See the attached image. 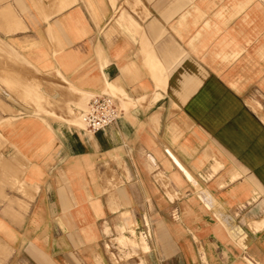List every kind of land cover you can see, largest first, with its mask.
I'll use <instances>...</instances> for the list:
<instances>
[{
	"label": "crops",
	"instance_id": "0c3cea01",
	"mask_svg": "<svg viewBox=\"0 0 264 264\" xmlns=\"http://www.w3.org/2000/svg\"><path fill=\"white\" fill-rule=\"evenodd\" d=\"M8 3L0 80L23 58L55 103L0 109V264H264V0ZM99 94L123 116L90 133Z\"/></svg>",
	"mask_w": 264,
	"mask_h": 264
},
{
	"label": "rangeland",
	"instance_id": "374dc122",
	"mask_svg": "<svg viewBox=\"0 0 264 264\" xmlns=\"http://www.w3.org/2000/svg\"><path fill=\"white\" fill-rule=\"evenodd\" d=\"M9 5L10 4L8 3L6 9L4 8L0 10V32L2 37H8L7 46L10 47L11 40L9 37H15L16 32L24 28L15 26L16 21H18L20 17L17 19ZM5 14L6 17L4 16ZM10 48L14 47L11 46ZM7 50H12L14 52L13 49ZM21 60V63L17 64L21 67V73L18 75L20 80L17 81V87L14 86L16 84L14 81V74L8 72L6 78L0 80V85H2V87L0 86V109L6 113L19 116L24 114L48 113L47 108L51 109L54 106L53 104L55 101L52 95H50L44 87L46 74L31 64L25 63V59L21 58ZM14 61V56H10V53H8V67L10 63H14ZM248 103H250L249 105L254 110L253 112L256 110L255 113L258 115V119L261 118L260 122L264 127V98L261 99L260 97L254 96ZM85 105L80 106V108L83 109ZM79 110L80 109H77L78 116L80 114ZM70 112L73 113L72 110H70ZM79 118L80 116L73 117V122L84 127V124ZM133 238L134 237H120L119 239L117 238V241L121 244H130L134 249L141 246V244H137V241L141 243L143 242L142 248L146 251L149 250V244L147 242H144L143 239L139 240V238L135 241L130 240ZM125 240L127 242L123 243Z\"/></svg>",
	"mask_w": 264,
	"mask_h": 264
},
{
	"label": "built area",
	"instance_id": "2783aa9c",
	"mask_svg": "<svg viewBox=\"0 0 264 264\" xmlns=\"http://www.w3.org/2000/svg\"><path fill=\"white\" fill-rule=\"evenodd\" d=\"M122 116L117 98L109 94L94 95L80 112L81 121L90 133H98L117 124Z\"/></svg>",
	"mask_w": 264,
	"mask_h": 264
},
{
	"label": "bare ground",
	"instance_id": "6f19581e",
	"mask_svg": "<svg viewBox=\"0 0 264 264\" xmlns=\"http://www.w3.org/2000/svg\"><path fill=\"white\" fill-rule=\"evenodd\" d=\"M11 47V46H10ZM9 46H7V48L8 49H13L14 50V48H10ZM24 62V61H23ZM5 79V78H4ZM3 80V79H2ZM82 105V104H81ZM83 106V105H82ZM123 106V105H122ZM80 119V118H79ZM134 237V236H133ZM130 240H132V241H135L136 239H135V237L133 238V239H130Z\"/></svg>",
	"mask_w": 264,
	"mask_h": 264
}]
</instances>
